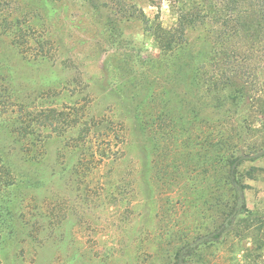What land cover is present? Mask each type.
<instances>
[{"label":"rangeland","instance_id":"obj_1","mask_svg":"<svg viewBox=\"0 0 264 264\" xmlns=\"http://www.w3.org/2000/svg\"><path fill=\"white\" fill-rule=\"evenodd\" d=\"M126 2L167 29L178 23L168 1ZM6 19L27 20L33 35L51 44L42 51L32 41L21 54L5 34ZM107 19L84 0H0V187L11 177L16 182L0 188V264H178L182 246L213 234L221 222L224 209L212 198L225 203L229 190L215 183L209 162L198 166L193 141L201 129L198 95L213 93L179 75L180 64L162 56L143 22L114 26ZM205 35L203 28L189 30L202 53L209 46L197 40ZM52 110L61 131L80 117L101 124L90 140L66 133L45 140L39 159L27 162L21 146L30 138L10 135L8 124L23 122L40 143L52 128ZM250 110L241 107L238 115ZM119 121L128 131L120 150L108 143L123 134ZM254 126L264 127L261 115ZM258 135L239 152L254 156L237 176L250 212L182 264H264V156H257L264 150L253 148L264 133ZM81 148L99 155L79 156Z\"/></svg>","mask_w":264,"mask_h":264},{"label":"trees","instance_id":"obj_2","mask_svg":"<svg viewBox=\"0 0 264 264\" xmlns=\"http://www.w3.org/2000/svg\"><path fill=\"white\" fill-rule=\"evenodd\" d=\"M84 1L97 14H105L108 25L115 26L118 22L126 20L143 22L146 32L154 37L162 56L180 64L179 75L182 74L190 86H192L190 82L194 81L198 91L202 92L203 87L207 86V90L213 93L211 96L203 93L198 95L195 107L201 129L196 140L193 141L199 147L198 166L203 169V166L209 162V166L217 173L215 183L218 185L220 182L225 183L230 196L223 203L219 195H213L212 201L222 205L224 209L221 222L213 234L186 243L178 250L176 255L178 262L185 263L201 246L213 244L225 234L233 232L239 218L250 212L244 196L246 186L237 179V176L238 168L243 161L240 160L239 155L241 145L246 142L248 136L257 139L258 134L264 133V127L254 126V119L260 115L262 119L264 118V81L261 87L257 81L261 65L263 70L259 74L264 78V0H163L168 1L178 16L176 27L171 29L165 28L157 19L150 20L136 5L128 6L126 0ZM150 1L156 4V0ZM5 21L7 23L5 34L13 35V44L21 54H24V48L32 41L42 51L46 45L51 44L50 41L36 38L33 35V26L29 25L27 20L6 19ZM198 28L206 31V35L197 40L209 46V50L204 53L198 51L193 42H189V30ZM252 62H262V64L257 68V64ZM185 69L190 74H184ZM177 96H179L177 93L170 94L171 99L175 97L176 100ZM244 106L251 109L249 115L248 113L244 116L238 115L239 110ZM57 114H59L57 110H52V122H50L52 128H49L50 132L46 133L40 143L35 139L37 136L34 132H30L34 130L23 122L19 123L16 119L9 122L7 130L10 135L14 137L25 135L26 138H30L21 146L27 162L39 159V153L45 149V140L63 136L65 133L77 135V140L84 137L85 141L90 140L89 136L93 129L101 124L95 117L85 120L84 117H80L66 131H61ZM108 123L111 125L114 122L109 120ZM116 124L122 125L123 134L120 137L112 136L108 143L111 145L116 142L120 150V144L127 143L128 131L125 122L119 121ZM191 140L189 136L186 142ZM253 145L254 149L264 150V141ZM207 146L212 150L209 158L203 154L208 151ZM87 151L81 148L77 153L83 156L89 152ZM98 151L89 153L94 157ZM101 155L105 158L106 152H101ZM83 160L80 157L76 169L83 164ZM15 184L11 177L3 181L0 188H12Z\"/></svg>","mask_w":264,"mask_h":264},{"label":"water","instance_id":"obj_3","mask_svg":"<svg viewBox=\"0 0 264 264\" xmlns=\"http://www.w3.org/2000/svg\"><path fill=\"white\" fill-rule=\"evenodd\" d=\"M257 156L258 157L264 156V151L263 152H260ZM253 157L254 156L247 155V156L241 157L240 160H249V159H251ZM178 264H182V262H179Z\"/></svg>","mask_w":264,"mask_h":264}]
</instances>
